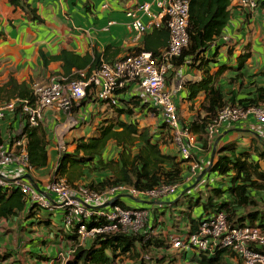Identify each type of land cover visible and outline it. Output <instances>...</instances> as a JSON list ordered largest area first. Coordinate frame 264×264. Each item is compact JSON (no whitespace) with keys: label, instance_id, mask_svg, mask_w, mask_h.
I'll use <instances>...</instances> for the list:
<instances>
[{"label":"trees","instance_id":"obj_1","mask_svg":"<svg viewBox=\"0 0 264 264\" xmlns=\"http://www.w3.org/2000/svg\"><path fill=\"white\" fill-rule=\"evenodd\" d=\"M187 1L189 7L188 44L180 56L170 61L169 73L170 70L175 71L183 66L201 72L200 80L188 81L184 84L187 89L184 100L190 103L189 109L193 110L195 108L192 107L194 101L199 96H203V99L197 104L191 121H186L183 116L181 119L179 115L178 119L182 128L187 129L195 138V145L191 149L192 160L198 162L194 156V149L197 146L211 156L214 148L213 158L207 164L205 174H212L219 181L217 187H209L207 191L205 190V194L199 192L193 195L189 192L190 189L183 190L172 202L175 206H182L185 209L181 211L183 218L186 219L185 231L181 229L178 234L195 232L199 222L214 212H223L230 227L252 225L264 232V149L258 145L257 140H253L251 148H246V150L240 149L237 143L215 145L216 147H214L213 141L207 137V127L224 106H239L248 109L263 104L264 82L261 86H255L253 91L243 98H237L235 91L223 92L220 89L216 80L230 67L222 64L217 66L216 71H212L211 64L217 62L218 49L221 46L214 43L218 39L223 44L228 42V38L225 41L222 36L231 19L229 9L231 0ZM8 4L20 9L32 22L41 20L36 9L27 0H8ZM260 8H264V2L261 3ZM249 16L250 14L244 15V21H248ZM168 42V29L162 26L145 34L123 55L120 54L118 48L108 45L102 51L93 48L91 54L87 52L79 55L73 51L61 49L56 55L46 57L40 53V57L44 67L51 62H59L60 70L52 73L51 76L61 78L63 82H71L78 80L82 72L89 75L92 71L98 70L102 62L105 61L113 62L141 52H149L153 57L161 56L166 51ZM212 45V53L206 57L205 54ZM226 55H231L230 49H227ZM250 56L251 52L248 48V51H244L236 58L238 67L233 70H241ZM170 76L168 75V77ZM243 77L244 74L237 71L234 78L229 79V82H235L238 78ZM251 84L253 85L254 82ZM133 85L135 84H130L117 91V94L120 95L118 106L108 105L114 116L101 121L96 127L98 132L96 136L78 138L72 152L60 155L52 174L53 177L63 178L71 188L83 186L98 192L118 185H126L139 192L171 185L178 186L176 191L182 188L181 185L186 179L184 172L186 169L188 170V160H184L180 156L168 128L161 120L159 109L154 101L141 92L132 94L130 90ZM12 99H25L29 103H33L35 96L30 84L18 81L13 74H9L5 81H0V103L9 102ZM96 101L92 93L88 91L85 98L71 111ZM178 109L176 105L177 114ZM135 113L137 115L151 113L153 116L160 117L158 128L163 131L166 139L171 138V144L175 147L177 155L162 151L161 145L168 141L166 142L164 138L157 139L155 137L156 130H154L156 132L151 131L148 126L139 129L136 119H122V116L133 117L136 115ZM15 139H25L27 160L32 170H39L47 166L48 142L42 125L35 128L24 126ZM110 145L112 147L109 151ZM203 165L204 163H199L198 173L205 168ZM94 173L95 175L98 173V177H95ZM176 191L172 194H175ZM119 195L113 205L130 208L121 201V198L124 197L131 199L130 196L124 193ZM141 198L145 199L143 202L147 201L145 197H138V199ZM161 199L164 200L160 198L151 199V201L158 202ZM27 203L25 196L18 190L0 188V217L6 218L22 212L26 208L30 215L39 211L35 205L29 204L27 207ZM140 204L148 205V203L142 202ZM149 205L147 208H136L146 210L148 213L146 227L143 231L136 235L121 232L98 234L88 248L77 246L73 259L67 264H117V261L125 264H171V256L166 253L170 248V243H168L170 230L166 234L158 235L156 227L151 228V223L155 221V218V226L159 224V228H167L160 218H165V208L168 207L158 208L150 203ZM198 208L200 212L197 213L200 214L193 217L192 212ZM152 213L156 215L155 218ZM85 224L87 229H92L104 227L107 222L103 218H97L96 221L92 220ZM77 227V225H73L70 232L63 236L66 242L76 245ZM153 252L164 253L155 255ZM180 254L185 263L192 264H228L227 258L233 255L226 248H216L210 253L181 251Z\"/></svg>","mask_w":264,"mask_h":264},{"label":"built area","instance_id":"obj_2","mask_svg":"<svg viewBox=\"0 0 264 264\" xmlns=\"http://www.w3.org/2000/svg\"><path fill=\"white\" fill-rule=\"evenodd\" d=\"M264 0H238L237 9L243 15L257 11ZM106 5H103L105 8ZM155 7V10L152 9ZM188 1L187 0H131L124 11L127 30L134 42H139L152 29L165 26L169 32L168 47L161 56L153 57L149 52L129 55L113 62H102L98 70L89 75L80 73L76 81L63 82L61 78L52 77L46 85H33L35 101L12 99L0 103V121L8 113L14 114L19 122L20 132L24 126L31 128L43 124L44 111L55 108L71 112L89 91L95 100L106 105L118 106L117 91L130 84L139 87L141 94L156 104L161 120L169 130L174 145L180 156L188 160L190 176H197L199 163L192 160L191 149L195 138L179 123L172 92L166 85L170 61L181 55L188 44ZM240 22V23H241ZM222 39L227 41L226 36ZM254 119L264 134V103L258 107L244 109L239 106L226 105L219 110L215 119L207 127V137L214 142L224 126L248 119ZM15 131L17 129H14ZM19 133L0 136V169L13 166L17 173L0 174L1 189H16L25 196L27 202L37 209L53 213L61 210L63 229L70 232L77 225L76 245L69 249H59L56 259L59 264H67L74 256L77 246L86 247L98 234L121 232L136 235L146 227L148 213L143 209L122 208L113 205L121 194L138 199L142 196L160 199L174 193L177 185L160 187L156 190L139 192L126 185L110 187L98 192L86 187H69L60 177H51L44 191L27 176L33 171L28 164L26 147L22 140L15 137ZM55 170V169H54ZM205 169H202L201 172ZM103 218L104 227L87 229L86 222ZM170 248L184 252H211L216 248H226L239 260L240 264H264V232L256 226L230 227L223 212H214L199 222L197 230L186 234L168 235Z\"/></svg>","mask_w":264,"mask_h":264},{"label":"crops","instance_id":"obj_3","mask_svg":"<svg viewBox=\"0 0 264 264\" xmlns=\"http://www.w3.org/2000/svg\"><path fill=\"white\" fill-rule=\"evenodd\" d=\"M130 1L27 0L36 9V13L41 19L32 22L20 9L10 6L8 0H0V75L3 78L13 74L16 80L31 83L32 87L38 85L36 82L39 81H35L38 76L48 79L49 72L52 75V73L60 70L59 62H51L44 67L40 53L50 57L58 54L61 49H66L83 55L87 52L91 54L93 48L102 51L110 45L113 48H118L120 54L123 55L127 49L138 43L133 41L125 25L127 19L124 16V11ZM237 1L231 0L229 6L231 19L223 33V36L228 38V42L223 44L218 39L214 43L221 46L218 49L217 62L211 64V67L212 71H216L217 66L222 64L230 67L217 78L216 84L223 92L235 91L237 98H243L247 97L255 86H261L264 82V76H262L264 74V8L251 13L248 21L241 22L243 15L237 9ZM103 5H106V7L103 8ZM152 9L155 10V7H152ZM213 45L207 50L206 57L211 55ZM248 48L251 52L250 59L241 70H233L238 67L236 58L244 51H248ZM227 49L231 51L230 56L226 55ZM237 71L243 73L244 77L230 83L229 79L234 78ZM170 73L167 87L172 92L181 116L186 121H191L193 112H188L190 103L184 100L187 94L184 84L188 81L200 80L201 72L183 66L175 71L170 70ZM133 94H137L134 89ZM202 99L203 96H199L194 101V105L197 106ZM78 105L79 103L74 106L77 107ZM90 106H100L98 110L101 111L104 109V118L114 116L108 105L105 103L98 104L97 102H91L78 109L75 108L71 113L75 114ZM61 112L55 108H48L44 111L42 127L46 132L48 142V163L46 167L33 170L27 176L42 191H44L46 184L52 177L60 155L65 152H72L75 146V140L70 137L71 135L77 136L74 131L70 132V136L63 134L64 139L57 136V134L60 136V130L63 128L62 124H59L61 122L59 118ZM17 120L14 114L8 113L5 119L0 121V136L5 137L9 133H19L21 126H19ZM158 130L157 132L154 131L156 132L155 137L166 139L163 131ZM96 135L88 134L86 137ZM21 140L25 145V139ZM253 140H257L258 145L264 149L263 131L259 124L250 118L247 121L224 126L216 136L213 146L237 143L240 149L246 150V148H251ZM161 149L164 153L177 155L175 147L169 142L162 144ZM194 156L198 163H204L203 166L205 167L208 166L207 164L211 159V154L203 151L199 146L194 149ZM12 168L13 166L0 169V174L6 172L17 173V170ZM201 173L200 171L197 176L191 178L184 172L186 179L181 185V189H184V191L190 189L189 192L194 195V193L199 192L205 194L209 187L218 186V183L213 182H218L219 179L212 174H205L206 172L198 180ZM132 201L151 203L158 208L170 206L172 209L175 208L179 211L185 210L182 206L177 207L172 204L173 201L168 202V200L162 201L161 199L157 204H155L156 201L151 200L145 202L141 199ZM29 204L27 203V207ZM198 211L200 212V209H195L192 216H198L200 214L197 213ZM165 215L167 216L166 211ZM185 220L183 219L179 224V227L184 229L182 231H185ZM63 226L61 210L58 209L53 213L39 210L34 215H30L26 208L22 212L6 218L0 217V264H59L57 260L51 261L56 259L57 251L63 248L67 250L73 244L63 239V236L69 233L65 231L66 229H63ZM170 234L178 233H171L170 231L168 235ZM90 244L91 242H88L86 248Z\"/></svg>","mask_w":264,"mask_h":264},{"label":"rangeland","instance_id":"obj_4","mask_svg":"<svg viewBox=\"0 0 264 264\" xmlns=\"http://www.w3.org/2000/svg\"><path fill=\"white\" fill-rule=\"evenodd\" d=\"M48 79H44L42 76L40 78V76H38V78H36L35 81H39V82H36L38 85H46L50 82L52 76H51V72L48 73ZM7 79V77H3L0 75V81L3 82ZM40 79V80H39ZM169 79L170 77H167L166 79V84L168 85V82H169ZM29 84V83H28ZM31 84V83H30ZM133 89L135 90L136 93H140V89L137 85H134L132 87V90L131 93L133 94ZM11 102V101H9ZM98 104L102 103V102H99V101H96ZM100 106H90L89 108L87 109H82L78 112H76L75 114L69 112H61V114H59V118L61 120V122L59 123V121H57L59 124H62V127L61 128V134L60 136L57 134L58 138L60 137H64V135H69L70 136V132L74 131V134L77 135L76 137H74L73 135H71V139L73 140H77L79 137H82L81 135H88V134H97L95 133L96 132V127L101 123V121H103L105 118H104V109L101 111V110H98ZM192 107H195L193 110H188V112H195V109L197 106H192ZM109 108V107H108ZM136 115H134L133 117H130V118H127L126 116H122V119L123 120H130V119H136L138 121V127L139 129H142L143 127H150V130L151 131H158V124L160 122V117H157V116H153V114H149V113H141V115H137V113H135ZM191 114V115H193ZM178 115L179 117L182 119V116L179 112V109H178ZM95 118V119H94ZM57 128H59V126H57ZM69 130V132H68ZM52 131V130H51ZM65 131V132H64ZM64 134V135H63ZM80 134V136H79ZM62 137V139H64ZM74 141V142H75ZM169 142L170 144L172 143L171 142V138L170 139H166V142ZM111 145L109 147V151L111 150ZM186 174H189V171L186 169ZM95 175V173H94ZM98 173H96L95 177H98ZM195 176H191V178H194ZM213 183H216L217 182H213ZM184 189H178L176 191L175 194H170V195H167L165 197H163L164 200L162 201H166L168 200V202H172L174 201L179 193L181 191H183ZM142 199V198H141ZM142 200H145V199H142ZM121 201H123L127 206H129L130 208H147L149 207V203L148 205L146 204H140V203H136L134 201H132L131 199L127 198V197H124V198H121ZM158 202L156 201L155 204H157ZM151 204V203H150ZM153 205V204H152ZM199 209V208H198ZM251 210V209H249ZM151 211V210H150ZM156 211V210H154ZM165 211H166V214L167 216L165 215V218H160L161 221H164L165 223V227L167 225V228L169 227L170 229H162V228H159V224L158 226H155V223H156V215H154L152 213V216L155 218V221H153V218H152V223H151V228L156 227L155 230H156V234L158 235H162L163 233L166 234L168 230L174 233H179L178 231H180V229H183V228H180L179 227V224L183 221V213L181 212L182 210H177V209H172L170 206L168 208H165ZM152 212V211H151ZM157 225V224H156ZM177 228V229H175ZM159 230V232H158ZM170 232H168L169 234ZM164 252H153V254L155 255H161L163 254ZM168 255L171 256L170 258V263L171 264H192V263H185L183 260H182V256H181V251L180 250H177V249H168V251L166 252ZM152 254V256H153ZM227 262L228 264H240L239 260L237 259V257H235L234 255H231L227 258ZM117 264H124V263H121V262H118L117 261Z\"/></svg>","mask_w":264,"mask_h":264},{"label":"water","instance_id":"obj_5","mask_svg":"<svg viewBox=\"0 0 264 264\" xmlns=\"http://www.w3.org/2000/svg\"><path fill=\"white\" fill-rule=\"evenodd\" d=\"M213 153H214V148L212 149V156H211L210 162H211V160H212V158H213ZM210 162H209V163H210ZM205 171H206V170H203V171H202V173H201V174L199 175V177H198V180L201 179V177L203 176V174L205 173ZM130 198H131V197H130ZM131 199H132V200H138V199H134V198H131Z\"/></svg>","mask_w":264,"mask_h":264}]
</instances>
